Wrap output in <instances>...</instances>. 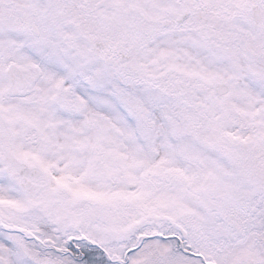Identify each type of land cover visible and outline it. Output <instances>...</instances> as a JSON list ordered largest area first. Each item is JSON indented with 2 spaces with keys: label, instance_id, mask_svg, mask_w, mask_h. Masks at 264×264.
<instances>
[{
  "label": "snow or ice",
  "instance_id": "6c2138e0",
  "mask_svg": "<svg viewBox=\"0 0 264 264\" xmlns=\"http://www.w3.org/2000/svg\"><path fill=\"white\" fill-rule=\"evenodd\" d=\"M0 264H264V0H0Z\"/></svg>",
  "mask_w": 264,
  "mask_h": 264
}]
</instances>
